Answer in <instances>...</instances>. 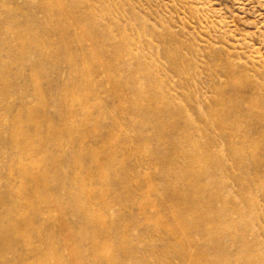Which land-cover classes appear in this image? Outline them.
Segmentation results:
<instances>
[{"label": "rangeland", "instance_id": "obj_1", "mask_svg": "<svg viewBox=\"0 0 264 264\" xmlns=\"http://www.w3.org/2000/svg\"><path fill=\"white\" fill-rule=\"evenodd\" d=\"M0 235V264H264V0H0Z\"/></svg>", "mask_w": 264, "mask_h": 264}, {"label": "bare ground", "instance_id": "obj_2", "mask_svg": "<svg viewBox=\"0 0 264 264\" xmlns=\"http://www.w3.org/2000/svg\"><path fill=\"white\" fill-rule=\"evenodd\" d=\"M13 138H14V137H13ZM24 143H25L27 146L29 145V143H27V142H24ZM6 232L9 233V231H6ZM8 233H7V234H8ZM3 234H4V233H3ZM5 234H6V233H5ZM7 234H6V235H7ZM9 234H11V233H9ZM0 236H1V235H0ZM9 236H10V235H9ZM3 237H5V236H3ZM7 237H8V236H7ZM7 237H6V240L9 238V237H8V238H7ZM1 239H2V237H1ZM4 239H5V238H4ZM2 241H3V239H2Z\"/></svg>", "mask_w": 264, "mask_h": 264}]
</instances>
